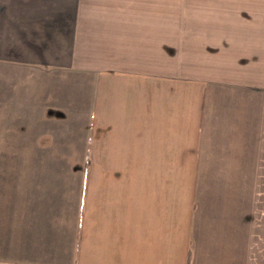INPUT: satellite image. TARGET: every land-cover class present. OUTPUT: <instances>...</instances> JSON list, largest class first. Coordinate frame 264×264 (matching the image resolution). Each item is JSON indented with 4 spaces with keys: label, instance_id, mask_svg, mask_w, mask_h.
<instances>
[{
    "label": "crops",
    "instance_id": "obj_1",
    "mask_svg": "<svg viewBox=\"0 0 264 264\" xmlns=\"http://www.w3.org/2000/svg\"><path fill=\"white\" fill-rule=\"evenodd\" d=\"M167 2L0 0V264H264V0Z\"/></svg>",
    "mask_w": 264,
    "mask_h": 264
},
{
    "label": "rangeland",
    "instance_id": "obj_2",
    "mask_svg": "<svg viewBox=\"0 0 264 264\" xmlns=\"http://www.w3.org/2000/svg\"><path fill=\"white\" fill-rule=\"evenodd\" d=\"M169 6L171 4L169 9H173L174 10V2L175 0H167ZM173 10H171L173 12ZM174 13V12H173ZM174 31V28H173ZM170 40L172 42H174L175 40V36L174 34H172ZM58 131V133L60 134L61 132H59V129H56ZM57 133V132H56ZM57 133V134H58ZM10 131L7 133V136H9ZM6 138L4 140H1V132H0V160L4 159V158H8V159H4V160H10L11 157H15L19 162H3L0 163L1 167H5L3 171L6 170H10L11 166L16 165V169L15 170H23V165L26 164V159L28 158H34L36 156H39V151L36 150V147L28 145L27 144V140H25L22 144H16L17 140H15V138L11 139V137H9L8 141H6ZM80 143L81 140H77V141H68V139H53V141H50V143L52 144V146H50V148L44 147L45 153L47 150H50V152H52L53 154L57 155V156H62L63 154L65 155H72L73 157H77L79 158L80 155H82L83 153V146H79V145H72L71 143ZM62 154V155H61ZM11 159V160H15ZM21 158H23V160H20ZM28 164V163H27ZM36 166L38 165V169L39 170H50V171H59L58 174L61 178L57 179V185H59V188L56 187V191L59 190V192L63 193L64 196V202L66 204L65 207V211L68 212V219H66L65 221V226L66 229L71 228L72 226V216L71 213L74 210V203L76 202V195H77V186L79 183V174L81 172V170L84 169L86 164L83 163H79V162H55V163H44V161H40V163L35 164ZM94 166V164L89 163V165L87 164V167H89V169H92ZM91 167V168H90ZM67 172V173H65ZM65 173V174H64ZM28 219V217H27ZM11 247L6 248V250L4 251V255H7L8 250ZM13 251V250H12ZM14 254V253H13ZM12 254V256H13Z\"/></svg>",
    "mask_w": 264,
    "mask_h": 264
}]
</instances>
